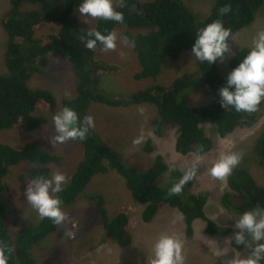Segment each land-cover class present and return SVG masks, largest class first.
<instances>
[{
	"label": "trees",
	"instance_id": "trees-1",
	"mask_svg": "<svg viewBox=\"0 0 264 264\" xmlns=\"http://www.w3.org/2000/svg\"><path fill=\"white\" fill-rule=\"evenodd\" d=\"M79 3L80 0H9V11L1 21L7 45L6 74L0 75V135L8 131H39L49 126V114L53 116L65 106L73 107L82 118L89 115L92 103L111 108L150 104L157 110V118L151 128L158 138H163L166 129L173 127L177 129L175 148L179 154L192 155L198 147H202L204 156L212 151L214 143L206 135L203 125L215 127L218 135L224 139L241 127H253L260 120L264 103L257 111L248 113L222 109L218 102L219 88L225 85L228 73L247 54L248 48L238 51L224 66L225 70L220 68L222 62L210 66L197 61L196 72L177 77L169 86L157 84V79L165 59L176 62L186 52H191L198 29L219 19L236 36L258 21L259 14L264 11V0H215L208 9L210 13L200 20L196 10L190 6L192 0H124L123 6L119 4L116 8L123 13V24L99 20L94 30L104 33L105 30L115 31L120 26H126L135 31L125 34L133 42L139 60L140 72L135 75V80L152 79L156 84L148 90L122 98H116L102 88L103 75L113 72L114 68L93 59L94 53L101 49L100 45L95 51L84 48L81 37L85 36L87 30L81 29L75 15ZM26 4L32 8L23 11ZM224 6H230L231 10L220 16L219 9ZM208 12L201 10V15ZM47 24L56 25L57 32L39 34ZM50 54L59 55L71 65L79 82L73 99H63L58 103L52 91L30 87L29 83L35 75L51 73ZM201 87L212 97L211 104L193 107L190 105L191 94L200 92ZM45 107H49V113ZM76 142L83 148V156L70 182L64 185V191L59 194L62 209L74 205L97 175L106 176L116 172L125 180V189L134 202L145 207L143 222L153 221L164 207H168L184 217L189 238L194 234L193 226L197 220L207 221V233L217 235L216 226L205 214L207 198L193 192V181L187 183L178 196L168 195V189L179 179L182 171L169 166L163 157H157L154 165L142 172L137 166L126 165L123 155L111 148L95 127L85 141ZM254 149L259 165L264 169V127L255 141ZM152 151L150 140L145 152L150 154ZM62 162L60 155L40 142H27L20 147L0 143V240L14 248L8 264H37L34 258L37 242L57 233L59 229L50 220L42 219L35 228L13 235L10 233L6 220L8 192L12 199L9 188L13 186L7 182L11 170L23 163L31 164V168L18 177L17 182L24 184L37 175L50 177L52 166ZM228 189L221 197V203L230 213L239 216L258 203L264 205V185L258 184L245 169L232 171L228 177ZM90 200L97 205L107 238L122 248L130 246V216L121 212L111 218L103 195L93 196ZM232 246L239 252L243 249L235 245L234 240Z\"/></svg>",
	"mask_w": 264,
	"mask_h": 264
},
{
	"label": "rangeland",
	"instance_id": "rangeland-1",
	"mask_svg": "<svg viewBox=\"0 0 264 264\" xmlns=\"http://www.w3.org/2000/svg\"><path fill=\"white\" fill-rule=\"evenodd\" d=\"M213 1L215 0H192L190 6L194 11L196 10L199 20L210 13L211 10L208 12V9ZM114 4L117 8L118 0H114ZM26 8L31 9L32 7L26 4L22 10L25 11ZM201 10L203 13H208L201 15ZM8 11L9 0H0V75L6 74L7 37L1 21ZM75 15L82 30H94L99 22V19L81 17L79 13ZM85 19L87 23L84 22ZM259 30H264V11L259 14L255 24L239 32L235 36V41L230 42V54H226V59L220 68L225 70L224 66L229 64L238 51L245 48L250 49L252 37ZM55 32H57L56 25L47 24L39 31V34L49 35ZM115 32L123 36L129 32L135 33L126 26L116 28ZM49 57L52 61L51 73L35 75L29 83L30 87L34 90L52 91L58 103L63 99H73L77 94L79 82L71 65L57 54H50ZM93 59L114 68L113 72L106 76L103 75L102 88L116 98L128 97L138 91L148 90L156 84L152 79L135 80V75L140 72V65L133 45L126 47L118 43L113 51L98 49ZM196 65L197 61L194 60L191 52H186L183 58L176 62L165 59L157 84L169 86L177 77L185 73L196 72ZM223 73L226 74L225 71ZM198 82L202 85L200 79ZM211 98L201 87L200 92L191 94L190 105L193 107L209 106ZM45 108L47 111L49 107ZM89 115L94 117L95 129L100 132L104 141L123 155L124 163L128 166H137L140 171L145 172L154 165L156 158L161 156L169 166L182 171L183 174L195 162L193 155L183 156L176 151L177 129L167 128L163 138H158L153 133L151 126L157 118V110L153 105L111 108L104 104L92 103ZM47 117L50 119L49 126L33 133L4 132L0 135V143L13 144L18 147L27 142L45 144L52 152L63 158L61 164L52 166V174L56 171L65 173L69 183L76 166L82 159L83 148L76 141L56 144L53 147L50 140L54 134V126L52 116L49 114ZM263 127L264 112L256 125L241 127L224 139L218 135L215 127L209 124L203 125L206 135L212 139L214 146L211 152L204 155V159L199 164V172L192 180L194 182L193 192L197 195L203 194L207 198L205 214L207 219L216 226V236L207 233V221L198 220L193 226L194 234L189 238L184 225V217L177 210L168 207H164L153 221L143 222L142 213L145 207L131 198L125 189V180L116 172H110L106 176L97 175L93 178L79 200L74 205L63 208L68 220L65 225L59 226L57 233L50 234L37 242L34 250L37 264H151L152 246L161 234L174 236L183 242L185 264H226V261L233 256L246 257L245 248L239 252L232 246L234 220L239 216L225 210L221 203V197L229 191V176L224 181L213 180L208 169L221 154L241 152L243 159L235 169L249 171L258 184L264 185V169L260 167L254 149L255 141ZM141 132L144 134V141L134 145L133 140ZM150 140L153 151L149 154L145 152V147L147 141ZM30 168L29 163L14 167L7 181L10 186H13V188L8 187L12 192V199L9 192L8 195L6 194L9 200L6 224L12 235L35 228L42 221L24 197L27 183L17 182L18 177ZM96 195H103L106 198L111 218L121 212H126L130 216L132 234L130 246L122 248L107 238L102 218L97 212V205L90 200Z\"/></svg>",
	"mask_w": 264,
	"mask_h": 264
},
{
	"label": "clouds",
	"instance_id": "clouds-1",
	"mask_svg": "<svg viewBox=\"0 0 264 264\" xmlns=\"http://www.w3.org/2000/svg\"><path fill=\"white\" fill-rule=\"evenodd\" d=\"M118 2L122 7L124 0ZM230 10V6H224L219 9V15L223 16ZM76 11L85 18L111 21L115 24L124 22L123 13L116 10L114 0H80ZM84 22L87 23V19ZM84 33L81 41L84 48L91 51H95L98 45L101 46V51H113L118 43L126 47L133 44L126 36L118 35L115 31L105 30L102 33L99 30L88 29ZM194 36L191 48L194 60L210 66L224 62L226 54H230V42L235 41L231 29L225 27L219 19L198 29ZM217 95L222 109H232L235 112L252 113L264 103V30L257 31L252 37L250 50L228 73L225 85L219 88ZM52 125L54 134L50 143L54 147L56 144L69 141H85L90 130L94 129L95 122L93 116L85 115L81 118L73 107L65 106L52 116ZM143 141L144 134L141 132L132 143L137 145ZM192 155L195 162L168 189L169 196H178L184 186L197 176L199 164L204 159L203 148L198 147ZM242 159L241 152L221 154L208 169V173L213 180L224 181ZM67 179L65 173L61 171H56L50 177L37 175L27 182L24 191L27 204L37 215L41 219L50 220L56 226H63L68 220L59 196L64 191ZM234 221V234L231 238L235 245L247 250V256L244 258L233 256L226 264H264V205L258 203L252 209L242 212ZM183 248L180 239L161 234L152 246L151 264H185ZM13 251V247L0 240V264H8Z\"/></svg>",
	"mask_w": 264,
	"mask_h": 264
},
{
	"label": "crops",
	"instance_id": "crops-1",
	"mask_svg": "<svg viewBox=\"0 0 264 264\" xmlns=\"http://www.w3.org/2000/svg\"><path fill=\"white\" fill-rule=\"evenodd\" d=\"M197 221H198V220H197ZM197 221H196V222H197ZM194 225H195V223H194Z\"/></svg>",
	"mask_w": 264,
	"mask_h": 264
}]
</instances>
